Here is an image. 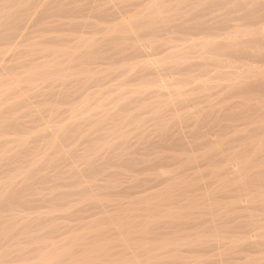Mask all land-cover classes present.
<instances>
[{"label": "rangeland", "instance_id": "374dc122", "mask_svg": "<svg viewBox=\"0 0 264 264\" xmlns=\"http://www.w3.org/2000/svg\"><path fill=\"white\" fill-rule=\"evenodd\" d=\"M181 1L110 0V9L108 5L104 14H94L90 27L87 22L76 33L69 24L66 33L60 27L52 28L54 32L50 27L34 30L32 40L26 42L31 47H22L33 51L31 68L34 64L44 72L37 76L32 68L36 75L32 80L4 76L10 84L0 76V83L7 86L6 92L3 84L0 88V194L17 197L0 203V264H154L157 260L160 264L163 259L168 264L172 257L177 260L172 264H210L208 259H214L202 252L216 242L206 243L205 249L200 241L206 234L195 235L204 226L200 225L205 219L203 201L206 192L214 197L212 189L226 183L230 174L234 178V172L227 170L224 181L227 163L239 162L238 152H249L254 133L264 136V91L240 95L244 98L216 89L207 97L189 92V78L176 68L174 48L180 9L173 15ZM162 3L166 6L161 10L157 6ZM157 8L159 13L152 10ZM141 11L145 19L137 26L141 38L133 39L125 46L128 52L125 48L121 54L112 48L114 40L107 39L110 29L119 17L133 14V18ZM79 14L84 22L85 14L74 17ZM68 16L62 20L68 23ZM46 29L57 35L63 32L66 38L51 34V39ZM251 45L252 52L260 46ZM259 49L253 57L254 71L263 77L264 47ZM64 51L84 54L70 56ZM189 51L183 50V61ZM132 65L134 69L128 68ZM11 82H17L12 90ZM138 85L141 92H128ZM208 95L219 101L210 102L209 97L213 104L205 102ZM238 100L253 105L233 104ZM75 118L84 120L76 126L73 139L58 143L62 134L58 126ZM223 194L215 195L213 202L218 204ZM206 200L210 205L212 199ZM127 224L129 229L124 230ZM188 240L194 247L186 244ZM177 242L184 243L180 249ZM198 245L204 251H198ZM219 250L212 251L214 256ZM223 252L211 264H225ZM236 263L248 262L232 264Z\"/></svg>", "mask_w": 264, "mask_h": 264}, {"label": "bare ground", "instance_id": "6f19581e", "mask_svg": "<svg viewBox=\"0 0 264 264\" xmlns=\"http://www.w3.org/2000/svg\"><path fill=\"white\" fill-rule=\"evenodd\" d=\"M108 3H111L110 0H0V76L1 77L3 76L4 79L5 78L4 76L11 75L13 78L14 75L16 76L14 77L15 80L16 78L18 79L20 77H22L23 79L24 76V79L32 80V77L34 78L36 75L38 76L42 74L45 68L44 69L42 68L43 70L38 68L40 69L38 71L37 67L36 68L33 67L34 65L33 64L32 65L33 70L36 69L37 71L34 72L36 73L35 76L32 75L33 70L31 68V64L33 59L31 55L33 51L29 48L31 47L32 44L30 45L27 43L29 46L28 48L22 47L23 45L27 46L26 42L32 40L30 34H34L32 33L34 30L45 29L49 27L50 30H53V32L57 30L56 27H58V31L60 30L59 29L60 27L63 28V30L60 31H64L67 29L69 31V29L71 28L70 31L75 32V29L77 27L78 28L82 27V25L84 27V24L87 22L89 26L87 24L86 26L90 27V24H92L93 22L92 20L96 18L94 14L98 16L97 13H103L107 11L109 5ZM176 3L178 4L179 8L176 7L175 8L177 10L180 9L181 11L180 12L179 10L178 11L176 10V12L174 11L175 14L173 15L174 18V16L178 12H180L179 18L178 16L176 18L178 19V22H176V26H175L176 27L175 30H177L178 33H180L176 37V41L178 42V44L174 46L177 52L176 68L179 73L185 74L189 78V83L191 84L190 87V84L188 83L190 87L189 92L193 93L194 95L199 94L198 97H200V95L202 96L205 95V97H207L206 94L208 92L212 94L211 93L212 89H216L217 92H229V95L233 94L234 96L238 97L242 94L251 93L252 91L254 92L257 90L258 92L264 91V76L259 77L261 75L259 69L258 72L260 74L259 75L255 74L254 71L255 67L253 63L254 59L256 58L255 57L256 49L258 50L259 47H264V0H182L181 2H176ZM52 4H53L52 6L53 8L54 5L60 6L61 8L60 7L59 9L55 8L56 10H54L50 8L51 7L50 5ZM162 4L157 6L161 10L166 6L164 5L165 3L163 5ZM110 6L112 7V4L109 5V9ZM162 6L164 7L160 8ZM158 8L152 10L158 11L159 10ZM161 10H159L157 13H159ZM78 12L82 13L83 17L85 14L84 22L83 21L81 22V19L79 20V18H82L81 14H79L80 17L79 15L78 17L77 16L74 17V14ZM123 13L125 14V12ZM153 13L156 14V11H153ZM106 14H108V12ZM68 15L70 16L71 19H69V21L66 19L68 21L67 23L65 20L62 19ZM121 15L123 14L121 13ZM131 16L128 17V14L127 17L124 18L117 16V18L118 17L120 18V21L118 20L119 22H117V24L111 27L110 31L112 32V35L107 37V39H112L115 41L112 42L114 43L112 44V48H115L116 50L118 49V51H120L121 54L124 52V50L127 49V47L125 46L127 45L129 46L130 43H132L131 41L134 40L136 41V39L138 40V37L139 39L141 38V33L139 32L141 28L139 27L140 29L138 30L137 26H139V24L142 25V21L145 20L142 19L144 18L142 16V11L136 17L131 18ZM73 18H77L79 21L76 20L71 21ZM86 19L88 21H86ZM172 21L174 22L175 20L173 19ZM64 22L67 24L65 25ZM64 26L66 27L68 26V27L64 29L65 28ZM52 28H55L56 30ZM78 28L76 32H78V30L81 29ZM46 30L45 32L50 33V35L49 34L46 35L45 33L43 34V36L46 35L49 36L50 38H51V34H54L55 36L56 33H53L50 30H48L49 32H47ZM41 31H43L44 33V30ZM61 34L63 35V32ZM59 35L56 34V36ZM62 35L60 36L62 37L63 40L64 37L66 38V36L64 35L63 37ZM49 37L48 38L45 37V38L50 41L52 38L50 39ZM61 37L58 38L61 39ZM37 38L38 37H36V39ZM40 41L42 40L40 39ZM251 42L253 45H251ZM255 42L258 43L257 46L258 45L260 46L259 47L255 46L256 44ZM38 43L40 44V42H37V45ZM135 44H133V47L136 46ZM138 45L140 46L137 49L141 48L142 46L141 43L137 44V46ZM244 45H246L247 47ZM250 45L251 47L253 46L255 48L257 47L256 49L253 48L255 49L254 52H252L253 51L252 48L250 50L249 48ZM97 48H100V46ZM185 48H188L190 50L187 61H183L184 58L183 50ZM40 49H42V47H40ZM115 49L114 51H116ZM92 50L96 51V49L95 50L92 49ZM128 50L129 49H127L126 52H128ZM38 52L39 51H37V53ZM45 52L47 53V51ZM48 52L51 51L49 50ZM75 52L76 51H73V53H68L64 51V54H69L70 56H72L74 55ZM107 52L108 51H106L105 53ZM80 53L84 54L83 52H76V56H79ZM87 54L89 55L88 52ZM262 58L259 59L258 61L261 60L260 62H262L263 60ZM44 62H46V60ZM210 66L212 69L209 68ZM128 68L132 69L133 65L132 67L129 66ZM30 69L32 71H30ZM29 71L31 75L26 76V74H30L28 73ZM255 75L257 78H254ZM8 81L11 80L9 79ZM4 83L10 84V82H6V81ZM4 83H0V88L2 89H4L5 87L7 88V86ZM11 83H12L11 86H8L9 89L10 87L16 85L17 82L16 83L11 82ZM1 84H3L4 88L3 86H1ZM6 88L4 89V92H6ZM141 91H142V85H138L135 89H131L128 92H141ZM177 93L181 94V91ZM229 95L227 94L228 97ZM230 97H229V101H230ZM204 98H203V102L205 100ZM222 98L224 99L223 96ZM240 98H244V97L240 96ZM211 99H212L211 95H208V99L205 102L209 103L208 100L210 102H213L212 101L213 99L212 100ZM223 99H221V101H223ZM217 101H219V99ZM244 102L245 100L244 101L238 100L232 103L240 104L241 106L242 104H246V106L253 105L251 102H250L251 104H249L248 103L249 101H247V103ZM213 103H209V104H213ZM123 104L126 105V102L122 103V105ZM74 110L75 109L71 108V110L69 111H74ZM82 120L84 119L82 118L81 120H78L77 118H75L73 120H68V123L58 126V130H62V134L59 136L58 143L62 142L64 139L68 140V138L71 139L72 136L74 137V135L76 134L74 132L77 131L75 128L78 127V124H80ZM65 125H67L68 128L63 131ZM256 130L258 131L259 127ZM256 130L254 129V132ZM260 132L262 134L263 130L262 131L259 130V133ZM72 133L74 135H72ZM254 134L256 135V137L258 135V137L257 138L255 137L250 142L249 152L240 151L238 152L239 162H237L238 161L237 160L235 164H231V165L227 163V169L224 171L226 172L225 174L227 176L225 175V177H223L225 178L224 181L228 179V178L226 179V177H228L230 173V172L228 173L227 170H231V172H234L235 174L238 172L236 174L237 176L234 175L233 173L235 179L232 178L231 177L232 174H230L231 176L229 177L228 181L232 178L233 180L232 179L230 180L232 182L227 181L226 183H224L221 181L223 183V184L221 183V186L224 185L225 187V184H227L228 186L226 185L225 188H223L222 186V189H220L221 186H219V188L217 187V189H212L213 190L211 192L212 195L215 194L216 196H219L221 194L220 190L223 191L222 194L225 191V194H223V196L221 197L222 200L218 201V204H215L216 201H214L215 200L214 198H216V196L213 195L214 197H212L209 194V192H206L207 195L206 199H210V200L212 199L211 201L212 202L214 201L215 203L214 202L213 203L215 205L213 206L212 202H210L209 205V200L205 199V201H203V208L205 209L203 215H205L204 216L205 219L203 220L204 223L203 221H200V225L203 226L204 224L203 227L204 229L206 227L207 232H205L206 230L202 229L203 227L202 228L199 227L200 230L199 232L197 230L196 231L197 234L195 235L197 236L201 233L200 235L203 236L206 234L205 238L207 239L201 238L203 239V241H200V245L201 242H205L202 243L203 244L201 245L202 247H204V244L206 245V243L207 244L211 243L210 245H212L213 242H216L214 244H216L217 248L213 244L215 248H213L214 246H212L211 249H208L209 247H207L206 245V248L205 247L204 248L208 249V252L206 251L203 253L202 251L204 250H201L203 248H201L198 245L199 246L197 247L198 249L196 248L198 251L200 250L204 255L209 253L208 255H210L211 258L214 257V259L212 258L213 260L209 258L208 261L207 258L204 257V259L205 258L206 259L205 260L203 259V262L207 261L209 263L210 260V264H211L215 260V258L218 259L217 255L219 254V251L222 250L224 251L223 255L225 256L224 257L225 264H227L228 262H230L229 264H232L233 261L239 262L242 260L247 261L250 264H264V136L263 135L261 136L258 133L257 134L254 133ZM55 142L56 141L52 142L54 143V146L56 144ZM228 183L231 184L234 183V184L231 185ZM214 190H218L219 194L216 193L217 191ZM220 196L217 198H220ZM13 199L17 200V197L12 195L5 197L0 194V203H5V202L7 203L12 201ZM200 220H202V218ZM172 222L174 223L177 221H172ZM193 222L195 226L199 225V222L197 223H195L196 221ZM174 224L177 225L178 223H174ZM129 226L130 224L125 225L123 229L128 230ZM183 226H185V224H183ZM186 226H188V223ZM178 229L179 228H177V230ZM201 229L203 233L205 232L204 234H202ZM125 242H127V240L123 239V243ZM188 242L189 240L186 242L187 245H192L190 242L189 243ZM176 244H177L176 246L179 247L184 243L181 242V244L178 245L179 243L177 242ZM135 246L139 247L138 245ZM187 249H185V251ZM212 249L213 250L220 249V250L218 251L217 255L214 256L216 251L212 252L213 251ZM176 250H178V248ZM179 251L180 250H178V254L181 252ZM190 252H192V250ZM210 252H212L213 256H211ZM204 255L200 257L203 258ZM220 256L221 253L219 254V257ZM172 260L171 258L168 259V261H170L169 263H171ZM179 260L180 259L178 258V261ZM163 261L160 262V264H164ZM173 261L176 262L177 260L176 261L173 260ZM179 262L181 264H185V262H181V261ZM199 262L202 261L199 260ZM215 262H217V260ZM154 264H158V260ZM186 264H191V261L190 263L188 262Z\"/></svg>", "mask_w": 264, "mask_h": 264}]
</instances>
